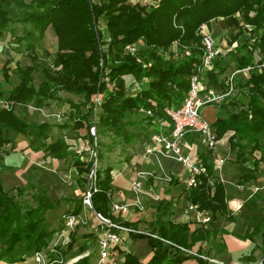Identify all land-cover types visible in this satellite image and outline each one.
Returning <instances> with one entry per match:
<instances>
[{"label":"trees","instance_id":"trees-1","mask_svg":"<svg viewBox=\"0 0 264 264\" xmlns=\"http://www.w3.org/2000/svg\"><path fill=\"white\" fill-rule=\"evenodd\" d=\"M12 3L27 7L19 21L30 23L32 29H25L22 35L17 36L21 45L25 46L18 49L25 51L33 64H17L14 72L18 82L8 90L3 88V83L0 84V96L6 103L0 109V146L9 141L4 136L7 130L29 137L35 135L37 139L41 135L47 137L51 124L27 122L17 113L15 105L33 101L38 105L45 104L48 100L57 99L60 89L83 93L85 104H89L82 113V119L76 121V127L83 126V121L91 116V99L97 91L105 93L99 122L124 138L130 136L123 122L125 112L141 108L152 109L153 116L150 117L154 121L171 127L172 122L164 109L182 104L190 87V77L201 63L202 35L199 28L203 23L210 24L211 20L222 17L232 41L246 30L251 33V39L237 44L233 54L238 69L249 65L253 67L246 81L236 84L245 87L246 91L240 96L234 93L226 98L228 102L222 100L220 104L227 114L218 116L212 125L219 138L228 135L229 146L236 152L235 161L241 172L239 183L256 177L260 161L264 158V68L259 69L256 65L264 59V0H159L158 5L149 8L129 4L127 0H0V35L7 31L15 34V29L10 28L15 19L7 9ZM102 15L106 18L105 30L98 25ZM49 25L57 35L58 49L52 66L43 67V78L37 86L34 71L38 53L33 37L35 34L42 37ZM140 40L143 41L140 54L146 64L125 51L127 44ZM174 42L178 43L181 52L184 46L189 47L190 54L173 57L172 53L165 57L166 53L172 52ZM256 54L261 55L258 61H255ZM102 67L108 68L107 74L114 81V88L107 89L102 79ZM227 68L222 56L218 57L213 68L205 74L207 84L225 90ZM9 70L5 64L4 83L11 81ZM127 75L142 82L141 89L135 94L127 92ZM88 136L92 142L89 131ZM35 142V139L31 140L32 144ZM39 145H44L47 154L58 158L66 157L71 151L64 137ZM257 150L261 152L259 158L254 156ZM98 153L100 159L102 153L99 148ZM251 158V164H248ZM202 161L207 167V174L199 177L200 182L196 186L188 187L187 200L197 204L199 210L210 211L213 218L219 213L225 219H232L223 181L214 172L213 163L208 158L203 157ZM72 165L79 174H84L86 180L85 175L90 171L92 161L74 153ZM111 170L110 166H100L97 170L98 189L92 194L93 207L112 221L136 228V223L121 220L110 209ZM14 189L21 191L22 187ZM260 197L261 194L256 193L246 201V205L257 207L256 199ZM35 198L36 205L23 206L0 179V259L17 262L48 247L54 230L48 226L47 212L56 207L60 199L52 201L46 188L40 190ZM81 209L82 200L70 213H79ZM200 230L197 228L190 232L187 222L174 223L159 216L150 230L129 233L133 239L148 238L151 257L143 262L129 251L120 264H183L193 255L178 246L190 249L203 235ZM257 233L261 236L264 253V217L260 215L249 218L247 231L242 237H253ZM92 237L96 241L97 235L92 234ZM76 241V232L73 231L67 248L71 249ZM80 248L84 251L86 246L83 244ZM51 254L54 255L53 252ZM198 261V264L207 262L202 257H198ZM72 264H92L91 255H82Z\"/></svg>","mask_w":264,"mask_h":264},{"label":"crops","instance_id":"crops-1","mask_svg":"<svg viewBox=\"0 0 264 264\" xmlns=\"http://www.w3.org/2000/svg\"><path fill=\"white\" fill-rule=\"evenodd\" d=\"M100 18L98 25L100 22H103L105 16L102 15ZM13 19H15V22L10 24V28L15 29V34L7 31L3 35H0V84H4V89H9L18 82V78H14L16 74L13 72L17 64H20L21 66L33 64L32 60L26 55V53L18 49L21 47V43L17 39V36L20 35L17 24H21L22 22L19 21L20 18ZM207 28L213 35H215V37L217 36V41L225 48L222 56L223 63L225 64L226 62H224V60L227 57V53L230 55V53L235 51L237 44L251 39V33L246 30L241 33L236 40L232 41L229 28L222 17L211 20L210 24H207ZM226 32L227 35L224 38H220L219 35ZM47 37L52 38L55 53L58 49V38L51 25L46 28L41 40H44ZM33 40L36 42L34 37ZM260 58L261 55L256 54L255 61H258ZM5 64L10 68V83H4L5 78L3 75V67ZM236 70H238V68L234 71ZM241 72H243V70L237 71L235 75L237 74L238 76H241ZM130 77L132 78L133 76L131 75ZM127 92L129 94H135L137 89L128 88ZM51 104L52 103H50L49 100L42 105H38L34 102L27 104L17 103L15 105V110L18 114L24 117L27 122H47L51 124L49 128L51 129L55 126V122H58V120L55 119L57 115L53 114L55 117H52V120L46 117L41 118L42 114L47 112V115L49 114L51 111ZM5 105L6 103L3 96H0V109ZM206 106L207 107H205L204 110L209 111V118L206 117V114L204 113L205 111H202V115L211 123L214 122L218 116L227 114L226 109L219 103L208 104ZM90 118L91 116L89 117V120ZM123 122L126 129L130 132L128 138L122 136L124 139L123 141L126 142L130 149L129 153L127 152L126 159L123 161H116L111 157L109 152L104 151L103 153L101 150L102 167L110 166L112 168L110 203L113 201L121 203L132 201L134 194L131 188V182L132 179L135 178L137 172L145 171L153 174H146L143 178L142 189L144 192L141 194V200L144 208L140 209L131 206L126 212L114 213L115 216L120 217L121 220L134 222L136 223V228H143V230L146 227L150 230L151 224L155 222L159 216L163 219H169L174 223L187 222L190 227V232L197 228H201L200 232L203 231V235L194 242L190 249L207 257L219 260V262H214L203 258L207 261L204 264H231L234 262L239 264H255L257 262L256 258L258 257V254L263 250L261 246V236L258 233L253 237L248 238L242 236L247 231L249 218H253L256 215L264 217L263 159L260 161L256 177L249 181L239 183L241 172L235 161L236 152L232 149V151H229L230 146L227 134L224 137L219 138V144L214 150H210L200 141L197 133H188L185 140V149L193 154V156L200 158L201 160L203 157H206L213 163L214 172L220 177L225 185L228 211L233 218L225 219L221 217L219 213L213 218L212 213L208 210L198 209L186 212V207L190 202L186 197L188 186L186 185L185 178L188 172L183 164L175 159L164 158L162 159V170L154 156L146 155L144 153L145 145L157 132L160 131L162 124L154 121L152 117L148 116L142 110L125 112ZM49 129L47 131V137L41 135L40 139H37L35 135L29 137L14 130H7L4 132L5 138L9 139L8 142H5L0 146V179L5 187L6 184H10L13 188L22 187L21 185L23 184H33L35 180L41 185L44 184L50 187V183L47 180L50 173V163L55 159L64 160L65 157L58 158L47 154L44 150V145H39L43 142L49 143L53 141ZM60 137H64L70 146V141L65 135ZM32 139L36 140L34 144L31 143ZM141 145L142 148H140ZM136 146H138V148H135ZM77 154H80L86 159L85 153L80 152ZM254 156L259 158L261 152L257 154L255 151ZM219 158H224V162L220 163ZM251 161L252 158L248 164H251ZM130 171L132 173H130ZM74 173L77 175V179L80 176H84V174H79L75 167ZM167 173L173 178L170 181L164 176V174ZM162 180L167 182L162 184ZM256 193H259L262 196L256 199L257 207L246 205V201ZM48 195L54 202L59 200V197H53L50 192ZM161 205L165 206V208H161ZM202 217H209L210 219L205 221L202 220ZM56 232L57 231H53L50 242L56 240ZM98 234L99 231L95 230V235H97L96 241H93L92 234H83L79 239L77 236V241L79 240L80 243L77 246L74 244L71 249H68L67 245H61L58 249L59 255H56L55 252H53L54 255H52L51 251H49L51 257L54 258L59 256L63 259V262L61 263L57 262L52 264H72L85 254H90L91 263L97 264L99 256L95 257L96 254L93 242L97 243ZM121 234L124 246H118L113 250L107 264L122 263L125 259L126 252L129 251H132L143 262H146L151 257L152 248L148 242V238L133 239L126 232H122ZM83 244L86 248L84 251H81L80 246ZM49 247L50 246L46 249ZM120 249H123V251H120ZM198 262V256L193 255L186 259L183 264H198ZM0 264L43 263H38L35 255L30 254L27 255L24 260L17 262H8L0 259Z\"/></svg>","mask_w":264,"mask_h":264},{"label":"built area","instance_id":"built-area-1","mask_svg":"<svg viewBox=\"0 0 264 264\" xmlns=\"http://www.w3.org/2000/svg\"><path fill=\"white\" fill-rule=\"evenodd\" d=\"M127 3L132 5H143L147 7L156 6L159 0H127ZM199 32L202 35V55L201 63L198 65L196 72H194L190 77V87L186 94V97L180 106H166L164 111L169 116L172 126L164 127L159 132H157L145 145L144 153L146 155L154 156L159 167L163 170L162 159L171 158L175 159L183 164L188 174L185 178L186 185L188 187L196 186L201 175L207 174V167L203 164L200 158L193 156L190 152L185 149V140L188 133H197L199 135L200 141L204 146L210 150H214L219 144V136L217 131L214 129L212 123L203 117L202 108L208 104H220L224 97L229 95L234 89V76L239 70H250L253 66L249 65L245 68L238 69L227 78V90L216 89L213 86L207 84L206 72L211 70L214 66V62L218 57L223 56L225 48L221 43L217 41L215 36L208 30L207 25L203 23ZM142 41L129 43L125 46V51L133 55L137 61L146 64L143 56L140 54ZM178 43L174 42L172 49H178ZM182 54L189 55L190 48L184 46L182 49ZM150 64L151 62H147ZM101 66H103V60L101 59ZM259 69L264 68V59L261 62L256 63ZM60 67V66H59ZM102 79L105 81L107 89L114 88V81L108 76V68H101ZM138 90L141 89L142 82L135 77L131 78L130 86ZM128 87V85H127ZM104 92L97 91L91 99V105L93 106L91 112L90 122L88 124L89 134L93 137L91 142V152L89 160L92 161V166L89 172L86 173V186L83 196V203L85 206L90 208L93 215L98 219L101 224L102 230L98 234L97 243L100 250V256L97 260V264H107L110 259L111 253L118 246H124V241L122 237V232H141L138 228H133L124 225L120 222L112 221L109 217L105 216L103 213L98 212L94 209L92 203V194L98 189L97 170L99 162L98 153V123L99 116L101 112V106L104 98ZM148 116H153V110L148 108H141ZM224 158H219V162H224ZM148 173L145 171L137 172L134 179L131 182V188L134 194V198L129 202H111L110 209L113 213L126 212L131 206L143 209L144 205L141 200V194L144 192L142 189L143 178ZM167 180H171L172 176L170 174H164ZM157 198V196H156ZM191 210H198L197 204L189 203L186 207V212ZM89 219L88 214L85 211H80L79 213H69L63 216V223L59 231L56 232V240L50 242L48 249L44 248L41 251L34 253L36 261L43 264H52L57 262H63V259L59 256L51 257L49 251L58 254L57 246L67 245L70 241L71 232L75 231L77 226L81 223L87 222ZM209 217H202V220H209ZM155 235V234H154ZM181 250L186 253L197 255L199 257L209 259L214 262H219V260L207 257L191 249L185 248L183 246H178ZM59 255V254H58ZM231 264H239L237 262ZM255 264H264V253L260 259L257 260Z\"/></svg>","mask_w":264,"mask_h":264},{"label":"rangeland","instance_id":"rangeland-1","mask_svg":"<svg viewBox=\"0 0 264 264\" xmlns=\"http://www.w3.org/2000/svg\"><path fill=\"white\" fill-rule=\"evenodd\" d=\"M28 1V0H26ZM27 7H23L20 5H17L15 3H12L10 6L7 7L10 15L13 18H20L23 16V10ZM149 8V7H148ZM241 14V12H240ZM101 19V18H100ZM207 25V23H205ZM18 26V32L20 35L23 34L25 29H32V25L29 24H17ZM99 26L102 29H106V21L105 18H103V22L99 23ZM227 35V32L219 35L220 38H224ZM215 36V35H214ZM217 37V36H216ZM215 37V38H216ZM34 39L36 40V51L38 53V59L36 61L37 68L34 72V83L38 86L41 79L43 78V72L42 69L45 66H52V61L54 57V44L52 43V38H45L44 40H41V37L38 34H35ZM21 47L24 49V45L22 44ZM25 53V51H24ZM174 54L173 57H177L178 55H181L182 52L180 50L172 49L171 53H166L165 57H169L170 55ZM227 53V57L224 60L226 62V65L228 67V70L226 71L227 78L232 74V72L237 68V60L235 55L232 53ZM225 64V63H224ZM11 67V66H10ZM61 67V66H60ZM58 66V68H60ZM14 72V71H13ZM241 76H238L237 74L234 76V89L232 92L223 98L225 102H228L226 98L231 97L234 93H237L238 96L242 92L246 91L245 87H241L242 85H236L238 82L244 83L249 75V70H243V72L240 73ZM131 75L126 76L127 85L128 88H134V86H130L131 82ZM14 78H17L16 76ZM207 80V77L205 78ZM238 83V84H239ZM225 90L228 89L227 83H226ZM8 90V89H7ZM59 97L55 100H49L51 104V111L47 115V113L42 114L41 118H52L55 117L54 115H57L55 117L58 122H55V126L50 130L51 139L56 140L62 135H65L67 139L70 141L69 149L71 150L69 154L65 157L64 160L55 159L52 160L50 163V173L48 175V182L50 183V187L46 185H41L36 180L34 183H28L23 184L21 191H17L14 189L10 184H6V189L10 190L12 194L16 196V198L19 199L20 203L23 206L26 205H36L37 200L35 198V195L42 190L43 188L47 189V193L50 192V194L56 198L59 197L60 203L54 207L53 209L48 210L47 212V219H48V226L50 229H53L54 231H59L62 223H63V216L65 214H69L72 209L74 208L77 203L82 200V209L81 211H85L88 214V221L81 223L77 226L75 232L76 237L78 236V239L84 234H95V230L101 231L102 227L99 223L98 219L93 215V212L84 205L83 203V196L86 186V180H84L83 177L76 178L77 175L74 173V167L72 166V159L75 152L85 153L86 159L90 158V150H91V142L88 136V124L91 120L86 119L83 121V126L76 127L75 123L76 121H79L82 119V113L86 111L89 104H85V96L83 93L73 92L66 89H60L59 90ZM36 103L35 101H33ZM222 102V101H221ZM220 102V103H221ZM204 106L202 108V111H205L206 117L209 118V111L204 110ZM225 108V107H224ZM47 115V116H46ZM52 120V119H51ZM62 126V127H61ZM98 148L101 152L104 153V151L109 152L111 154V157L115 159L116 161H123L126 159L127 154L129 153L130 149L129 146L124 142L121 135L116 134L111 128L104 125L102 122L98 123ZM262 144L264 146V135L262 136ZM135 148H138L136 146ZM142 148V145L140 146ZM229 151H232L231 148ZM128 152V153H127ZM257 154H259V150L256 151ZM264 161V158H263ZM98 166H103L102 158L99 159ZM130 173H132L130 171ZM45 178V177H44ZM86 179V178H85ZM173 179V178H172ZM167 182V181H166ZM165 180H162V184L166 183ZM140 230H143L141 228ZM144 230H148V228H144ZM143 230V231H144ZM80 243L78 240L75 243V246H77ZM94 243V251H95V257L100 256V250L98 243ZM263 255V250L261 253L258 254L257 260L261 258ZM199 257V256H198ZM208 260V259H206Z\"/></svg>","mask_w":264,"mask_h":264}]
</instances>
